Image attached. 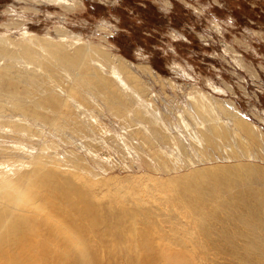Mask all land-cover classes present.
I'll return each instance as SVG.
<instances>
[{
  "label": "rangeland",
  "instance_id": "374dc122",
  "mask_svg": "<svg viewBox=\"0 0 264 264\" xmlns=\"http://www.w3.org/2000/svg\"><path fill=\"white\" fill-rule=\"evenodd\" d=\"M64 2L0 0V178L41 156L153 252L264 264L244 234L264 240V0ZM78 47L106 89L53 53ZM87 239L98 264H137Z\"/></svg>",
  "mask_w": 264,
  "mask_h": 264
},
{
  "label": "bare ground",
  "instance_id": "6f19581e",
  "mask_svg": "<svg viewBox=\"0 0 264 264\" xmlns=\"http://www.w3.org/2000/svg\"><path fill=\"white\" fill-rule=\"evenodd\" d=\"M52 1L65 5V0ZM53 53L70 66L83 69L79 81L106 89L101 79H94L89 74L90 68L84 63L87 55L83 48L78 47L71 54H63L59 50H54ZM11 83H4L9 92H13ZM114 99L115 95L109 94L108 100L112 102ZM3 154L4 151L0 149V156ZM38 157L32 159L30 172L16 179L0 178V264H39L40 261L44 264H98V247L89 244L88 236L95 237L100 248L106 250L109 257L118 254L114 250L116 246L127 245L136 249V256L126 258L134 259L137 264H189L181 253H170L164 249L153 252L148 232L135 237L133 232L127 231L123 224L134 225V218L132 222H123L110 216L103 219L105 216L91 205V199L86 198L91 189L75 187L77 181L73 177L70 180L74 181V186L69 180H59L57 172L44 171L45 164L41 161V156ZM196 213L198 214L193 219L196 231L201 230L204 236L206 222L199 211ZM101 225L102 231H97ZM245 232V235H252L249 241L250 259L251 253L258 255V246H264V240L255 236L257 231L249 223ZM109 234L113 236L112 241L104 239ZM125 234L129 236V240ZM152 253L157 254L151 257ZM259 255L258 259H264V252Z\"/></svg>",
  "mask_w": 264,
  "mask_h": 264
}]
</instances>
